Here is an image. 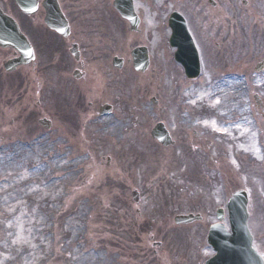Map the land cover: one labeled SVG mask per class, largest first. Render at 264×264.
Masks as SVG:
<instances>
[{
	"label": "rangeland",
	"instance_id": "1",
	"mask_svg": "<svg viewBox=\"0 0 264 264\" xmlns=\"http://www.w3.org/2000/svg\"><path fill=\"white\" fill-rule=\"evenodd\" d=\"M166 1L150 0L151 62L148 71L137 74L131 65H127L117 75H111L115 84L111 91L105 92L110 94L115 104L114 114L100 120L92 114L86 116L87 124L97 125V130L100 128L98 135L110 142V148L104 149L103 153L93 154L82 148L75 150L69 147L67 139L61 135L63 130L59 124L48 132H39L37 141L32 140L30 144L22 140L21 135L11 133L8 124L14 122L21 126L18 119L13 118L20 111L25 108L39 111L34 103L22 105L8 101L4 107L8 108V119L0 112L3 119L0 123V217H3L0 221V264H82V259H86L85 264H161L160 260L173 264L176 255L172 248L180 237H189V232L174 230L169 233L167 230L152 234L153 240L163 243L158 257L153 255V249L149 246L150 232L141 229L148 217L153 221L158 218L153 204L164 192H152L150 213L141 210L140 215H136L130 192L140 186L132 185L133 181L125 176L118 178V162H121L118 160V147H128L132 138H136L138 151L142 152L137 140L141 135L147 137L146 129L158 120L165 122L169 119L172 124L177 123L180 129L187 130V126L195 120L189 117L192 113L187 108L190 95L199 98L194 109L206 107L212 112V116L205 115L202 119L204 125H208L202 129L203 142H209L211 146L217 142L223 148V153L214 155L216 164L211 166L213 182L209 183V188L202 190L188 181L178 180L185 174L183 159L182 166L177 167L170 176L174 184L170 191L172 202L177 206L189 203L193 206L192 210L210 206V223L214 220V209L224 206L234 188L245 187L249 193H259L264 200L262 184L256 187L261 174L264 176V105L257 104L254 99L255 93L264 97V74L255 75L249 68L258 59L264 58V50L260 55H252L247 48L239 49L237 55L240 56L233 58L228 65L208 57L214 67L212 79L204 82L203 79H207L211 73L205 65L200 79L189 82L182 77L181 70L171 64V51L165 48L160 36L167 37L164 26L171 9L182 7L195 25L197 10L191 4ZM233 30L237 31V27H233ZM242 43L245 47L249 46L247 36ZM205 47L209 52L211 48ZM260 47L264 48V42ZM229 51L233 54L232 48ZM248 55L252 56L246 57ZM4 91L9 92V87L5 86ZM214 92L219 96L218 100L212 96ZM153 96L158 99L157 106L150 100ZM64 107L70 106L65 104ZM237 115L240 119L236 121ZM241 122H246L247 126L237 125ZM224 127H228L227 133L215 139L207 134L212 128L216 132ZM86 128L88 132L89 126L86 125ZM26 134L24 131L22 136ZM253 144L256 150L251 148ZM153 147L159 150V155L164 153L157 146ZM151 149L150 145L152 159L158 155H154L157 154L155 149H152V154ZM239 151L250 156L252 169L237 157ZM203 152L207 154L205 150ZM107 159H111L112 164ZM193 162L192 172L200 165L197 159ZM206 163L201 165L202 171H206ZM235 163L239 171L233 175L227 174L225 167L236 166ZM159 166L156 167L161 172ZM165 169L164 166L160 175L153 170V177L148 182L150 188L159 181L168 182ZM241 173L246 174L247 181L240 180ZM198 176L195 173L192 180H198ZM146 180L148 176H142L138 181ZM144 193L141 189L140 197L145 202ZM121 196L127 200L126 204L118 201ZM256 203L252 194L250 205ZM166 204L164 202L165 209L161 216L170 210ZM182 210L183 207H171L169 214ZM255 211L258 212L256 206ZM255 211L251 212L249 225L258 249L264 242V211L259 215ZM134 227H138L137 233ZM123 247L130 251L126 252Z\"/></svg>",
	"mask_w": 264,
	"mask_h": 264
},
{
	"label": "flooded vegetation",
	"instance_id": "2",
	"mask_svg": "<svg viewBox=\"0 0 264 264\" xmlns=\"http://www.w3.org/2000/svg\"><path fill=\"white\" fill-rule=\"evenodd\" d=\"M112 2L113 0H59L69 26L66 37L44 26L42 0H38L35 13H19V26L30 41L35 54V61L30 69L34 73L33 83L42 82V79H37V74L41 75L42 71L48 68L54 73L56 82L69 80L74 71L79 77L78 83L96 80V68L100 67L107 56L122 48L124 21L112 8ZM229 5V21L242 19L246 14L254 16V24L264 23V2L236 0ZM134 6L142 19H150V0H135ZM0 8L13 11L16 6L13 0H0ZM258 34L257 29L256 35ZM146 36H150V31H147ZM10 52V57L14 56V52ZM28 67H24L20 76L22 83L26 82Z\"/></svg>",
	"mask_w": 264,
	"mask_h": 264
},
{
	"label": "water",
	"instance_id": "3",
	"mask_svg": "<svg viewBox=\"0 0 264 264\" xmlns=\"http://www.w3.org/2000/svg\"><path fill=\"white\" fill-rule=\"evenodd\" d=\"M176 18L179 17L176 16ZM178 23L179 25H175L174 21L173 24H171L173 29L172 43H180V41L182 42V37L186 38L183 40L184 46L186 48H189V50L183 52L180 49V51L177 53V58H179L181 61L185 62L186 65L189 66V68L187 69V74L189 76H193L197 72L196 55L189 41L188 34L183 27V24L180 22ZM7 30L9 31L10 28H7ZM6 38L12 41L14 35H8L6 36ZM229 209L230 222L232 226V233L230 234L231 237H226L224 234L221 235L215 232L213 236H211L210 234V243L216 246L219 245V241L222 242L224 240H228L233 242L235 246H240L244 249L236 253L231 252L230 256L232 262H230L226 258H217L214 264H260V262L254 256L251 255L252 250L250 248V237L246 229L245 201L238 198L229 204Z\"/></svg>",
	"mask_w": 264,
	"mask_h": 264
},
{
	"label": "bare ground",
	"instance_id": "4",
	"mask_svg": "<svg viewBox=\"0 0 264 264\" xmlns=\"http://www.w3.org/2000/svg\"><path fill=\"white\" fill-rule=\"evenodd\" d=\"M240 125L246 126V123H241ZM85 263V260L83 259L82 264Z\"/></svg>",
	"mask_w": 264,
	"mask_h": 264
}]
</instances>
